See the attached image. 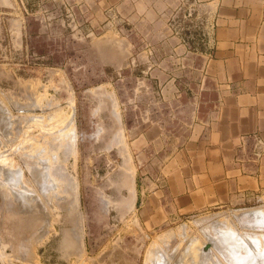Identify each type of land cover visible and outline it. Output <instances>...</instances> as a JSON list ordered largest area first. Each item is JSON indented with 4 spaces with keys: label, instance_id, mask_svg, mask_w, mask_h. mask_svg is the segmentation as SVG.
<instances>
[{
    "label": "rangeland",
    "instance_id": "1",
    "mask_svg": "<svg viewBox=\"0 0 264 264\" xmlns=\"http://www.w3.org/2000/svg\"><path fill=\"white\" fill-rule=\"evenodd\" d=\"M140 16L151 17L125 13L122 1L107 12L103 0H0V264H163L192 241L210 249L205 234L224 221L239 234H264V198L210 213L171 205L165 164L185 137L173 120L188 98V66L155 61L154 43L128 32ZM192 16L180 14V23H199ZM45 165L56 187L44 182ZM12 167L20 180L3 173ZM259 208L260 224L239 212ZM212 254L203 264H228Z\"/></svg>",
    "mask_w": 264,
    "mask_h": 264
},
{
    "label": "crops",
    "instance_id": "2",
    "mask_svg": "<svg viewBox=\"0 0 264 264\" xmlns=\"http://www.w3.org/2000/svg\"><path fill=\"white\" fill-rule=\"evenodd\" d=\"M103 1L107 12L122 1L125 13L151 16L136 18L128 32L154 43L155 61L188 66V98L173 120L185 137L165 164L171 205L195 214L262 200L264 0H186L185 8L178 0ZM182 13L199 23H180Z\"/></svg>",
    "mask_w": 264,
    "mask_h": 264
},
{
    "label": "bare ground",
    "instance_id": "3",
    "mask_svg": "<svg viewBox=\"0 0 264 264\" xmlns=\"http://www.w3.org/2000/svg\"><path fill=\"white\" fill-rule=\"evenodd\" d=\"M35 97V96H34ZM39 98V97H38ZM40 99V98H39ZM35 100V99H34ZM35 103H37V97H36V101H35ZM34 103V104H35ZM39 103H40V101L37 103V105H39ZM0 105H1V103H0ZM4 105V104H3ZM26 105V104H25ZM27 106H28V104H27ZM35 106V105H34ZM20 107V106H19ZM22 107H24V106H22ZM26 107V106H25ZM2 108V107H1ZM26 108H28V107H26ZM34 108V107H33ZM38 108V107H37ZM0 110H2V109H0ZM6 111L8 110V109H5ZM4 110V111H5ZM25 110V109H24ZM28 110V109H27ZM30 110H31V106H30ZM33 110V109H32ZM37 110V109H36ZM26 111V110H25ZM9 113H10V111H8ZM5 113V112H4ZM7 113V112H6ZM28 114V113H27ZM1 115V118H2V113L0 114ZM9 115V114H8ZM11 115V114H10ZM9 115V116H10ZM29 115V117H30V114H28ZM42 115V114H41ZM33 116H35V115H33ZM32 116V117H33ZM38 116L39 117H41L39 114H38ZM6 117V116H5ZM4 117V118H5ZM11 117V116H10ZM26 117H28V116H25L24 118L26 119ZM28 117V118H29ZM36 117H37V115H36ZM39 117H37V118H39ZM51 118H52V116H50ZM54 117V116H53ZM37 118H35L34 117V120L32 121V118H31V122L33 123V124H37L36 122H38V119ZM42 118V117H41ZM51 118H49L48 120H52ZM8 119V118H7ZM11 119V118H10ZM24 119V120H25ZM65 119V118H64ZM68 119V118H67ZM4 119H2L1 121H3ZM5 120H6V118H5ZM4 120V123L5 122H7L8 120H6L5 121ZM13 120V119H12ZM12 120H10V122L12 121ZM66 120V119H65ZM69 121H71L72 119L71 118H69L68 119ZM58 121V120H57ZM56 121V122H57ZM9 122V121H8ZM26 123L28 122V119H27V121H25ZM35 122V123H34ZM39 122H40V120H39ZM42 122V121H41ZM40 122V123H41ZM46 122V121H45ZM49 121H47V123H48ZM63 122V121H62ZM66 122H68V121H66ZM26 123H25V125H26ZM28 123H30V118H29V122ZM71 124H72V122H70ZM0 124H1V122H0ZM6 124V123H5ZM4 124V125H5ZM9 124V123H8ZM33 124H31V125H29V127H33ZM42 124V123H41ZM49 124V123H48ZM52 124V123H51ZM66 124V123H65ZM71 124H69V125H71ZM2 125V124H1ZM10 125H12V124H10ZM27 125V126H28ZM37 125H40L39 123L37 124ZM45 125V128H46V124H44ZM43 125V126H44ZM3 126V125H2ZM2 126H0V128L2 127ZM9 126V125H8ZM27 126L25 127L26 128V131H28L27 129H29V127L27 128ZM64 126H66V125H64ZM63 126V127H64ZM67 126H68V124H67ZM3 127H5V126H3ZM47 127H48V125H47ZM49 127H50V125H49ZM52 127V126H51ZM62 127V128H63ZM71 127H73V125L71 126ZM71 127H70V129H71ZM40 128H43V127H40ZM67 128H69V127H67ZM2 130H3V128H1ZM47 130L49 129V128H46ZM46 129H44V130H46ZM57 129V128H56ZM69 129V130H70ZM1 130V132H3ZM57 130H59V129H57ZM62 130H64V129H62ZM53 131V128L52 129H50V132H52ZM65 132H67L66 130H64ZM63 131V132H64ZM10 132V134L12 133L11 131H9ZM8 132V133H9ZM46 132H48V131H46ZM70 132H72V130L70 131ZM70 132H67V134L69 133L70 134ZM4 133V132H3ZM57 133V132H56ZM62 133V132H61ZM6 134H7V132H6ZM9 134V135H10ZM62 134H64V133H62ZM62 134H61V136H59L60 138L62 137ZM73 134V133H72ZM8 135V136H9ZM56 135V134H55ZM59 135H60V133H59ZM58 137V136H57ZM71 137H72V135H71ZM74 137V136H73ZM66 138V137H65ZM10 139V138H9ZM63 139V138H62ZM26 141V140H25ZM24 141V142H25ZM26 143V142H25ZM60 143V142H59ZM23 144V143H22ZM30 145V144H29ZM21 146H23V145H21ZM32 146H33V144H32ZM18 147H20V146H18ZM17 147V148H18ZM35 147V146H34ZM21 148V147H20ZM26 148V147H25ZM24 148V149H25ZM36 148V147H35ZM38 148V147H37ZM37 148L36 149H34V151H36L37 150ZM19 149V148H18ZM32 149H33V147H32ZM40 149L41 148H39V150L38 151H40ZM14 150H16V149H14ZM13 150V151H14ZM43 150V149H42ZM33 151V150H32ZM31 152V153H35V152ZM27 152V151H26ZM25 152V153H26ZM37 152V151H36ZM40 152H43V151H40ZM2 154H3V152H1ZM11 152H9L8 154H10ZM17 153H18V151H17ZM23 154H24V152H22ZM27 153H30V151H28ZM37 153H39V152H37ZM5 154V153H4ZM42 154V153H41ZM40 154V155H41ZM45 154H46V152H45ZM27 155V154H26ZM47 155V154H46ZM45 155V156H46ZM33 156L34 155H32V158H33ZM39 156V155H38ZM37 156V157H38ZM42 156V155H41ZM43 156H44V153H43ZM44 156V158H45V161H46V158L47 157H45ZM4 157H7V156H4ZM3 157V158H4ZM31 157V156H30ZM3 158H1L2 159V161L0 160V166H1V164L2 163H4L3 161ZM40 158V160H44V158H41V157H39ZM38 159V158H37ZM5 160H6V158H5ZM11 160V159H10ZM39 160V159H38ZM39 160V161H40ZM43 160H42V164L44 165V162H43ZM48 160V159H47ZM2 162V163H1ZM9 163L10 161H5V163ZM11 162H12V160H11ZM11 162H10V164H11ZM41 163V162H40ZM10 164H8L9 165V167H10ZM39 164V163H38ZM46 164V163H45ZM47 164H48V162H47ZM4 165V164H3ZM8 165H7V167H8ZM41 165V164H40ZM11 166H12V164H11ZM18 166V165H17ZM46 166V165H45ZM48 166V165H47ZM47 166H46V168H45V171L43 172L41 169H40V172L42 171V177H44V182L46 181V182H48L50 185H53V187H56V183H55V181H53L54 179H52L51 177H50V175H49V173H48V171H47ZM50 166V165H49ZM19 167V166H18ZM21 167V166H20ZM42 167V166H41ZM3 169H4V167H2ZM5 168H6V166H5ZM14 168H16V167H12L11 168V170L9 169V170H7V174L5 173V172H3L5 175H7L8 177H11L12 175H13V179H11V180H13V182L15 181V179H16V181L17 180H20L19 178L20 177H18V175H19V171H17V172H15L17 169L19 170V168H16V170L15 171H13V169ZM6 169H8V168H6ZM5 169V170H6ZM21 169V168H20ZM22 170V169H21ZM11 171V173L13 172V174H11V175H9L8 173ZM1 172V171H0ZM39 172V173H40ZM2 173V174H3ZM5 175H3V176H5ZM21 176V175H20ZM40 176V175H39ZM2 178V177H1ZM5 179H6V177H4ZM4 178L2 179V180H4ZM10 179H8L9 181H10ZM41 179V178H40ZM1 180V181H2ZM7 180V179H6ZM37 180V179H36ZM0 181V182H1ZM40 181V180H39ZM42 181V180H41ZM40 181V182H41ZM5 182V181H4ZM12 182V181H11ZM43 182V181H42ZM42 182L40 183V184H42ZM5 183H7V182H5ZM12 184H14V183H12ZM20 184H24L23 183V181H22V183H20ZM9 184H7L6 186H8ZM16 185V184H15ZM5 186V185H4ZM3 186V187H4ZM24 186V185H23ZM26 186V185H25ZM40 186H42V185H40ZM27 187V186H26ZM31 187V186H30ZM29 186L27 187V188H30ZM43 187H44V184H43ZM48 187H50V186H48ZM53 187L51 186V189H53ZM9 188V187H8ZM18 188V187H17ZM26 188V189H27ZM19 189V188H18ZM48 189V188H47ZM46 189V190H47ZM10 191V193H9V191ZM7 191H8V193L10 194V195H13L14 193H12L13 191H11L12 190V188H11V190H10V188L8 189ZM20 190H22V191H24L23 189H21L20 188ZM31 190H33V188H31L30 190H29V192L31 191ZM17 191V190H16ZM19 191V190H18ZM28 191V190H27ZM21 192V191H20ZM25 192H26V190H25ZM24 192V193H25ZM33 192V191H32ZM35 193V192H34ZM19 194H21V193H19ZM28 194V193H27ZM18 195V194H17ZM29 195V194H28ZM31 196H32V194H30ZM34 195V194H33ZM16 195H13L12 196V198L13 197H15ZM35 197V196H34ZM15 198H18V197H15ZM19 198H21V197H19ZM24 198H25V196H24ZM23 198V200H25ZM34 199V198H33ZM19 200V199H18ZM22 200V201H23ZM20 201H21V199H20ZM19 202V201H18ZM25 202H26V200H25ZM29 202H31V197H30V201ZM25 204V203H24ZM30 204V203H29ZM22 205V204H21ZM21 207V206H20ZM26 207H28L27 205H26ZM261 207V206H260ZM25 208V207H24ZM29 208H31L30 206H29ZM263 208V207H262ZM262 208H259V211H261L262 210ZM22 209V211H23V207L21 208ZM27 209V208H26ZM25 209V210H26ZM32 209V208H31ZM27 210H29V209H27ZM26 210V211H27ZM244 210V209H243ZM247 210H249L248 208H247ZM264 210V209H263ZM21 211V212H22ZM252 211V210H251ZM237 212V211H236ZM239 212L240 213H246L245 215H246V219H248L249 221H257L258 223L259 222H263V220L261 221V217L263 216V218H264V215H262L261 213L263 212V211H261L259 214H257V209L255 210V211H253L252 213L251 212H248V211H246V209H245V211H240L239 210ZM28 213V212H27ZM236 214V213H235ZM262 215L261 217H258L257 215ZM263 214H264V212H263ZM239 215V214H238ZM236 216H237V214H236ZM238 217H240V216H238ZM239 219V218H238ZM226 220H228V219H226ZM240 220V219H239ZM229 221V220H228ZM197 223H199V222H197ZM201 223V222H200ZM204 223V222H203ZM228 222L226 221V223H225V221H224V223H222L223 225V227H221V228H218V229H216V230H214V232L215 233H213L212 235H210V234H205L206 235V239H207V241H208V243L209 244H211V247L213 248V250H218L220 253H221V255L224 257V259H225V261H227L226 263H228V264H264V234L263 235H261V238H263V240L261 241V238L258 236V235H255V234H259V233H255L254 235L252 234V233H250V234H247V233H249V231H247V233H245L246 231H244L243 233L244 234H239V233H237V231L235 230V228L233 229L232 227H230L228 224H227ZM260 224V223H259ZM206 226V225H205ZM204 226V227H205ZM201 227V226H200ZM204 227H203V229H204ZM258 227H259V225H258ZM202 228V227H201ZM202 229V230H203ZM205 230H207V229H205ZM242 231V230H241ZM204 231H202V233H203ZM242 233V232H241ZM254 233V232H253ZM262 234V233H261ZM204 235V236H205ZM195 237V236H194ZM184 238V237H183ZM184 240V239H183ZM185 241V240H184ZM187 241V240H186ZM207 243V244H208ZM182 244V243H181ZM181 244L179 245V246H181ZM202 244V241L201 240H197V241H195V242H191V244L189 245V247H185V249L183 250V252L182 253H184L182 256L180 255V253H178V254H175L174 256H171V257H169V255L166 257V255H165V257H163L160 253H163L164 252V250L163 251H160V257L162 256V259H163V262H161V263H163V264H185V262H186V264L190 261V264H191V262H193L194 260H196L197 261V259L201 256V259H202V264L205 262V260L207 259V258H210L211 259V255H213L212 254V249H211V247H210V249H206V248H204L203 247V245H201ZM183 245V244H182ZM185 245H186V243H185ZM156 246V245H155ZM179 246H178V248H179ZM205 246H206V244H205ZM154 247V246H153ZM157 247V246H156ZM183 247V246H182ZM152 248V247H151ZM215 248V249H214ZM157 249H159V248H157ZM157 249H154L155 251H156V253L158 252L157 251ZM179 249H182V248H179ZM178 249V250H179ZM153 250V251H154ZM187 252V253H186ZM149 253V252H148ZM154 252H152V254H153ZM218 253V252H217ZM219 254V253H218ZM149 255H151V252H150V254ZM148 255V256H149ZM154 255V254H153ZM152 255V256H153ZM215 255V254H214ZM220 255V256H221ZM257 255V256H256ZM157 256V255H156ZM156 256H154L155 257V259H156ZM216 256V255H215ZM218 256V255H217ZM221 256V257H222ZM258 258V260L256 259V257ZM147 257V256H146ZM149 257H151V256H149ZM152 258V261H154L153 260V257H151ZM213 258H214V256H213ZM159 259V258H158ZM216 259V258H215ZM218 259V258H217ZM160 260V259H159ZM192 260V261H191ZM209 260V259H208ZM219 260V259H218ZM217 260V261H218ZM148 261H150V260H148ZM152 261H150V262H152ZM212 261V260H211ZM157 262H158V260H157ZM155 263H156V261H155ZM160 263V262H159ZM158 263V264H159ZM210 262H208V264H209ZM215 264H221L220 262H217V263H215ZM223 264V263H222Z\"/></svg>",
    "mask_w": 264,
    "mask_h": 264
},
{
    "label": "water",
    "instance_id": "4",
    "mask_svg": "<svg viewBox=\"0 0 264 264\" xmlns=\"http://www.w3.org/2000/svg\"><path fill=\"white\" fill-rule=\"evenodd\" d=\"M142 195H143V192L141 191V197H140V200H142Z\"/></svg>",
    "mask_w": 264,
    "mask_h": 264
},
{
    "label": "built area",
    "instance_id": "5",
    "mask_svg": "<svg viewBox=\"0 0 264 264\" xmlns=\"http://www.w3.org/2000/svg\"><path fill=\"white\" fill-rule=\"evenodd\" d=\"M260 147H261V145L258 146V148H260Z\"/></svg>",
    "mask_w": 264,
    "mask_h": 264
}]
</instances>
